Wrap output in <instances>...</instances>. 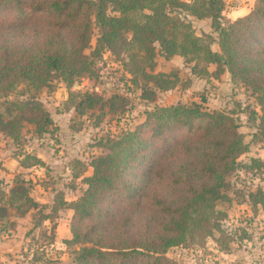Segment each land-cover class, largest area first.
<instances>
[{"label": "trees", "instance_id": "1", "mask_svg": "<svg viewBox=\"0 0 264 264\" xmlns=\"http://www.w3.org/2000/svg\"><path fill=\"white\" fill-rule=\"evenodd\" d=\"M223 8V0H0V94L6 97L22 81L40 91L50 86L54 73L70 84L73 76L87 72L83 52L93 16L101 29L94 54L103 47L124 52L134 83L142 80L144 99L154 95L149 84L163 91L176 84L168 74L153 73L157 53L165 59L180 56L187 63L195 61L192 70L198 62L215 64V76L227 71L255 95L260 109L258 135L264 140V0L226 24L221 22ZM35 17H43L47 25L44 40L38 41L37 34L29 42H9L8 31ZM186 17L209 19L217 39L197 35ZM99 101L100 97L85 94L79 105L92 108ZM52 123L33 95L6 101L0 111V133L13 139L24 124L42 134ZM105 147L108 152L90 162L86 190L69 205L72 238L65 243L80 245L73 264H171L165 257L167 249L184 243L195 228H207L216 204L229 201L227 178L236 170L237 158L248 150L234 117L198 104L155 107L134 131ZM29 159L32 163L26 164ZM41 164L29 155L20 162L23 168ZM244 168L264 170V160L251 159ZM153 182L167 184L179 194L173 199L152 197L156 218L150 223L158 229L131 239V216ZM247 199L250 206L264 208V190L249 193ZM0 204L1 212L10 207L20 216L42 207L30 197L22 179L7 193L0 189ZM113 209L117 211L112 213Z\"/></svg>", "mask_w": 264, "mask_h": 264}, {"label": "rangeland", "instance_id": "2", "mask_svg": "<svg viewBox=\"0 0 264 264\" xmlns=\"http://www.w3.org/2000/svg\"><path fill=\"white\" fill-rule=\"evenodd\" d=\"M257 2L223 0L221 22L226 24L247 15ZM186 18L197 35L210 34L217 39L209 19ZM91 21L90 41L83 52L87 72L73 76L70 84L54 73L50 86L40 91L22 81L6 97L0 94V111L6 101L33 95L53 121L42 134L35 133L34 127L27 124L16 139L0 133V189L7 193L17 179H22L29 187L30 197L42 206L24 216L10 207L0 211V264H73L74 251L80 245L65 243L72 238L69 205L87 188L84 178L92 174L90 162L108 152L105 147L108 141L140 126L147 112L177 104H198L206 111L234 117L248 150L237 158L238 166L227 178L229 201L216 204V214L207 228H195L184 243L167 249L166 259L171 264H264V208L250 206L247 199L249 193L264 190V170L244 168L251 159L264 160V140L258 135L260 109L255 95L227 71L215 76V64L198 62V67L192 70L195 61L187 63L180 56L165 59L157 53L153 73L168 74L170 79L175 78L176 84L166 91L149 84L147 87L154 95L144 99L142 80L134 83V76L125 66L128 58L124 52L103 47L94 54L101 29L93 16ZM46 27L43 17H35L20 29L8 31L6 38L19 44L33 40L38 34L37 40L41 41L45 39ZM211 48L218 50L216 44ZM200 68L207 72H200ZM85 94L100 97V101L92 108H83L79 103ZM79 109H83L82 114ZM26 155L36 157L42 164L21 167ZM178 194L167 184L151 183L140 208L131 216L130 238L152 235L158 229L150 223V219L156 218L152 197L173 199ZM116 211L113 209L112 213ZM43 215L49 219L43 220Z\"/></svg>", "mask_w": 264, "mask_h": 264}]
</instances>
